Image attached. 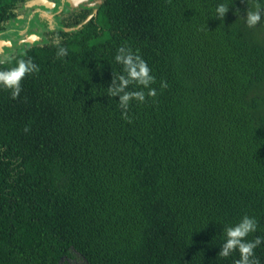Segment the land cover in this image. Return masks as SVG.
Masks as SVG:
<instances>
[{
  "label": "trees",
  "instance_id": "trees-1",
  "mask_svg": "<svg viewBox=\"0 0 264 264\" xmlns=\"http://www.w3.org/2000/svg\"><path fill=\"white\" fill-rule=\"evenodd\" d=\"M24 1L0 0L1 23ZM257 5L104 0L76 31L1 57L0 70L31 59L39 71L17 99L0 89V264L70 251L87 264H235L238 251L218 253L245 215L257 221L246 239L264 238V19L243 18ZM120 47L155 78L130 123L106 90ZM254 254L264 264V242Z\"/></svg>",
  "mask_w": 264,
  "mask_h": 264
},
{
  "label": "clouds",
  "instance_id": "clouds-1",
  "mask_svg": "<svg viewBox=\"0 0 264 264\" xmlns=\"http://www.w3.org/2000/svg\"><path fill=\"white\" fill-rule=\"evenodd\" d=\"M228 11V6L223 3L218 4L215 9L216 19L223 20ZM243 18L246 26L253 28L264 19V9H261L257 5L255 10H248ZM66 55V48H60L57 52L58 58ZM115 61L122 65L123 72L118 76L112 75L111 83L106 90L109 97L119 98L118 103L121 109V118L130 123L131 119L128 115L130 103L132 101L145 102L146 95L143 89H148V97H155L156 91L150 87L154 83L155 78L151 75V70L146 62L140 56L134 55L126 47H120L117 50ZM4 62L0 61V63ZM37 71L39 69L33 64L31 59H20L16 62L15 66L8 70H0V89L10 91L12 99H17L22 91L21 82L27 75ZM132 85L137 86L139 90L128 91ZM161 87L166 88L167 84L162 82ZM25 131L27 132L28 129L26 128ZM256 229V219L247 215L242 217L237 224L225 227V242L218 254L221 257H228L233 252L238 251L239 259L235 261V264H260L259 259L255 257L254 249L264 242V238L256 237L251 241L246 239Z\"/></svg>",
  "mask_w": 264,
  "mask_h": 264
},
{
  "label": "flooded vegetation",
  "instance_id": "flooded-vegetation-1",
  "mask_svg": "<svg viewBox=\"0 0 264 264\" xmlns=\"http://www.w3.org/2000/svg\"><path fill=\"white\" fill-rule=\"evenodd\" d=\"M29 1H24L13 17L0 21V61L3 60L1 57L40 45L50 37L76 31L84 23L95 20L104 2L48 0V6H27Z\"/></svg>",
  "mask_w": 264,
  "mask_h": 264
},
{
  "label": "rangeland",
  "instance_id": "rangeland-1",
  "mask_svg": "<svg viewBox=\"0 0 264 264\" xmlns=\"http://www.w3.org/2000/svg\"><path fill=\"white\" fill-rule=\"evenodd\" d=\"M60 264H87L77 253L70 251V257L64 258Z\"/></svg>",
  "mask_w": 264,
  "mask_h": 264
},
{
  "label": "water",
  "instance_id": "water-1",
  "mask_svg": "<svg viewBox=\"0 0 264 264\" xmlns=\"http://www.w3.org/2000/svg\"><path fill=\"white\" fill-rule=\"evenodd\" d=\"M48 0H30L28 3H27V6H40V5H43V6H48L49 4L47 3ZM52 4V2H50V5Z\"/></svg>",
  "mask_w": 264,
  "mask_h": 264
}]
</instances>
